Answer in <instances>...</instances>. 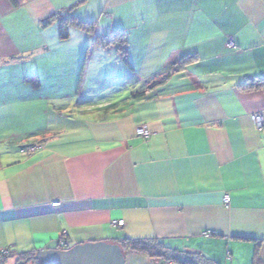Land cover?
I'll return each mask as SVG.
<instances>
[{"label": "crops", "instance_id": "crops-1", "mask_svg": "<svg viewBox=\"0 0 264 264\" xmlns=\"http://www.w3.org/2000/svg\"><path fill=\"white\" fill-rule=\"evenodd\" d=\"M71 6L93 33L71 27L60 39L57 20L44 22ZM116 32L132 69L117 42L93 44ZM256 75L264 0H0V122L36 106L43 116L0 131L6 259L59 237L63 248L154 237L217 264H264V124L251 120L264 118V91L238 86ZM142 123L147 137L135 133ZM33 140L36 152L19 151Z\"/></svg>", "mask_w": 264, "mask_h": 264}, {"label": "trees", "instance_id": "trees-1", "mask_svg": "<svg viewBox=\"0 0 264 264\" xmlns=\"http://www.w3.org/2000/svg\"><path fill=\"white\" fill-rule=\"evenodd\" d=\"M70 8L66 9L67 13H63L60 15L59 13H54L47 17L44 22L48 23L53 20H57V33L60 39H65L68 37L69 28H79L85 30L89 33H93L95 27V20H81L76 15L70 14L72 10ZM58 14V15H57ZM109 37V38H108ZM99 36L97 35L94 39L93 44L103 46L109 44L110 42H117V51L119 53V57L121 61L130 69H132L131 63L127 56V51L125 48L126 38L124 33L116 32L111 36ZM89 46L86 48V52L89 49ZM168 73V70H164L161 73V78L164 79ZM157 77V76H156ZM25 81L31 82L33 86H38L39 80L36 74L27 75L24 77ZM238 86L242 89H253L260 88L264 91V75H256L251 76L243 81L238 83ZM22 146V145H20ZM19 146V149H20ZM122 250H135L138 252L145 253L152 258H158L160 263H175V264H217L214 260L205 257L203 254L199 252H190L178 249L169 245L168 243L158 239V238H124L121 240L119 244ZM56 248H63L59 243H57ZM3 249L0 248V263L3 259L10 256L9 251L6 250V253H3ZM35 252L30 253H22L19 257H31L35 264H39V261L35 258ZM18 257V258H19Z\"/></svg>", "mask_w": 264, "mask_h": 264}, {"label": "water", "instance_id": "water-1", "mask_svg": "<svg viewBox=\"0 0 264 264\" xmlns=\"http://www.w3.org/2000/svg\"><path fill=\"white\" fill-rule=\"evenodd\" d=\"M39 264H125L119 243L85 241L67 248L39 249L35 253Z\"/></svg>", "mask_w": 264, "mask_h": 264}, {"label": "built area", "instance_id": "built-area-1", "mask_svg": "<svg viewBox=\"0 0 264 264\" xmlns=\"http://www.w3.org/2000/svg\"><path fill=\"white\" fill-rule=\"evenodd\" d=\"M228 45L232 46V43H228ZM164 75H166V73ZM251 120L257 129H261L263 127L264 118H263V115L261 113H258V112L252 113L251 114ZM135 133L139 136L147 137L150 135L151 130L149 129V127L146 123H142V124H138L135 127ZM41 146H42V141H35L33 143H29V144L20 146L19 151L23 154H31V153L36 152ZM223 201H224V203L228 202V196L227 195L224 196ZM57 204H59V201L52 202V205H57ZM112 224L117 225V226H121L123 224V220L122 219L113 220ZM58 243L61 246L64 244L63 237H59ZM3 253H6V250H4Z\"/></svg>", "mask_w": 264, "mask_h": 264}, {"label": "rangeland", "instance_id": "rangeland-1", "mask_svg": "<svg viewBox=\"0 0 264 264\" xmlns=\"http://www.w3.org/2000/svg\"><path fill=\"white\" fill-rule=\"evenodd\" d=\"M28 103H29V105L33 104L32 101H28ZM42 120H43V116H41V114L38 111V107L36 106V108L34 110H31L27 114H25L24 116L20 117L19 121H16L15 123H2V122H0V131H4L5 129H10V128H15L17 130H20V129L24 128L22 126L35 125L36 121L39 122ZM7 126H10V127L6 128ZM25 127H31V126H25ZM35 141L33 140V141L23 142L20 145H26L29 143H33ZM5 259H3V261H1L0 264H11V263H13V260L11 259V257H9L6 260ZM7 260H8V262H7ZM17 260L20 261V262H17V264H35L34 260L31 257L30 258L29 257H27V258L19 257V258H17Z\"/></svg>", "mask_w": 264, "mask_h": 264}]
</instances>
